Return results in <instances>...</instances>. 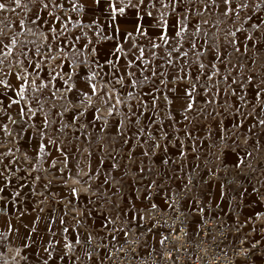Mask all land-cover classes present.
I'll return each mask as SVG.
<instances>
[{
  "label": "rangeland",
  "instance_id": "obj_1",
  "mask_svg": "<svg viewBox=\"0 0 264 264\" xmlns=\"http://www.w3.org/2000/svg\"><path fill=\"white\" fill-rule=\"evenodd\" d=\"M0 3V111L20 97L29 111H128L124 132L142 142L134 159L148 177L134 170L128 193L111 199L113 217H129L124 202L131 200L138 214L129 218L143 230L149 181L160 172L163 186L176 189L198 169L195 190L212 187L219 211L246 228L264 223V206L254 198L264 184V161L255 162L247 138L252 118L242 125L264 111V0ZM219 120L232 131L228 152L243 160L238 168L226 156L228 174L210 180L202 160L212 154L211 129ZM243 191L250 193L245 204L232 206L230 193ZM187 218L194 238L198 218Z\"/></svg>",
  "mask_w": 264,
  "mask_h": 264
},
{
  "label": "crops",
  "instance_id": "obj_2",
  "mask_svg": "<svg viewBox=\"0 0 264 264\" xmlns=\"http://www.w3.org/2000/svg\"><path fill=\"white\" fill-rule=\"evenodd\" d=\"M19 101L0 111V264H101L104 251L90 243L117 217L111 199L128 193L135 169L148 177L134 159L142 142L124 132L128 111H29ZM250 117L252 155L264 161V111L242 125ZM229 155L239 168L243 155ZM154 179L164 187L158 173ZM258 193L264 206V184ZM125 205L134 220L132 201Z\"/></svg>",
  "mask_w": 264,
  "mask_h": 264
},
{
  "label": "built area",
  "instance_id": "obj_3",
  "mask_svg": "<svg viewBox=\"0 0 264 264\" xmlns=\"http://www.w3.org/2000/svg\"><path fill=\"white\" fill-rule=\"evenodd\" d=\"M214 128L217 134L209 143L212 154L202 160L210 180L228 174L225 159L232 137L223 121H217ZM199 174L198 169L189 170L176 189L162 187L156 179L150 181L145 191L150 206L140 219L143 230L128 217L119 216L104 227L98 239L91 241L97 254L104 251L101 264H264V223L246 228L228 211H219L212 187L195 190ZM188 197L192 201L189 209L184 205ZM229 199L232 206L240 207L246 195L232 192ZM188 214L198 218L194 238L188 236ZM121 232L123 236H119Z\"/></svg>",
  "mask_w": 264,
  "mask_h": 264
},
{
  "label": "snow or ice",
  "instance_id": "obj_4",
  "mask_svg": "<svg viewBox=\"0 0 264 264\" xmlns=\"http://www.w3.org/2000/svg\"><path fill=\"white\" fill-rule=\"evenodd\" d=\"M224 2H225V4H229V3L231 2V0H224ZM17 3H19V0H17ZM3 7H4V5H3L2 3H0V9H2ZM234 10H235V9L233 8L232 11H234ZM114 11H115V9H114ZM119 11H120V12H123L124 9H123V8H120ZM225 14L227 15V12H226ZM191 107H192V105L189 104V105H188V108H191Z\"/></svg>",
  "mask_w": 264,
  "mask_h": 264
}]
</instances>
